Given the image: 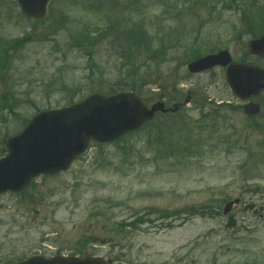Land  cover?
<instances>
[{
	"label": "rangeland",
	"instance_id": "rangeland-1",
	"mask_svg": "<svg viewBox=\"0 0 264 264\" xmlns=\"http://www.w3.org/2000/svg\"><path fill=\"white\" fill-rule=\"evenodd\" d=\"M52 7L48 17L31 20L13 0H0V48L27 37L0 68V156L6 138L38 110L99 88L119 91L130 70L144 81L148 106L169 87V98L191 101L178 115H157V124L168 118L173 125L163 142L151 139L150 127L93 142L68 170L0 194V264L36 254L124 264H264V216L243 211L250 202L264 206V109L247 116L225 70L187 69L194 56L219 50L264 66L248 55L250 26L264 29V0H55ZM143 21L159 35L147 46L137 33ZM85 26L109 35L90 55L70 38L73 27ZM235 198L242 201L234 208L238 223L227 229L223 207Z\"/></svg>",
	"mask_w": 264,
	"mask_h": 264
},
{
	"label": "water",
	"instance_id": "water-1",
	"mask_svg": "<svg viewBox=\"0 0 264 264\" xmlns=\"http://www.w3.org/2000/svg\"><path fill=\"white\" fill-rule=\"evenodd\" d=\"M23 12L35 18L46 15L49 0H18ZM252 53L264 56V35L249 43ZM228 51L202 57L189 64L193 73L205 71L216 65L227 66L225 77L230 89L241 99L264 90V70L256 65L231 63ZM178 109L167 108L158 101L150 108L135 92H121L112 96L94 93L85 100L60 109L40 111L33 116L26 128L6 141L8 154L0 159V194L8 190H23L39 174H53L67 170L72 161L84 152L92 139L109 142L131 130L140 128L156 112ZM245 111L259 113L258 104H248ZM239 199L229 201L224 214L231 212ZM254 204L245 210L253 209ZM262 209V208H260ZM257 212V210H255ZM236 225L234 215L229 217L228 228ZM18 264H109L104 258L31 256ZM121 264V263H120Z\"/></svg>",
	"mask_w": 264,
	"mask_h": 264
},
{
	"label": "trees",
	"instance_id": "trees-1",
	"mask_svg": "<svg viewBox=\"0 0 264 264\" xmlns=\"http://www.w3.org/2000/svg\"><path fill=\"white\" fill-rule=\"evenodd\" d=\"M13 3L15 4L16 2L13 1ZM113 17L110 16L108 18L107 21L112 20ZM145 22H138L137 25L139 26V29L137 30V33H142L140 40L143 43V46H147L149 43V39L150 36L153 39V41L155 40V37L157 38L159 35L155 33L152 34L150 31L148 32L149 29H147L146 25L144 24ZM252 25V24H251ZM85 29H82L80 27H73L72 31H71V40L73 41L75 47H77L79 50L81 51H85L87 54H91V51L88 49H92L97 47V43L99 42L100 39H104L109 37V35H106L104 31H91V28L88 30L87 26L84 27ZM78 29V30H75ZM70 30V28H69ZM135 30V28H134ZM262 30L261 27H257V29L255 30L252 26H250V29L248 31V34H250L252 37H256L258 36V31ZM90 31V32H89ZM30 33H27L26 35H29ZM128 35V34H127ZM157 40V39H156ZM27 41V37H22V38H18L16 40H12V41H8L7 43L5 42L3 44V46H1L0 48V68L1 69H5L9 64H10V48L11 47H15L16 45H24ZM136 41H138L136 39ZM141 43L138 41V44ZM145 53V50L143 51ZM151 58V57H150ZM133 70H130V72L128 74H125V79L124 81L120 82V84H118V90H134L136 92H138L140 95L141 93V88L143 87V83L144 81L139 80L136 78V71L134 70L133 72H131ZM120 88V89H119ZM172 89L175 88H165L162 90L160 96L158 98H167L168 102L171 101H178L180 100V98L178 96H175L173 98H169V92L172 91ZM92 92H94L95 90H91ZM96 91H102L100 88L97 89ZM169 93V94H167ZM74 100H70L68 104L73 103ZM168 123V121H167ZM167 123H162V125L157 124L156 121L150 122L148 124V127H150L151 129L149 130L148 134H150L151 139L155 140L157 142H163V140H165V134H164V130L168 129L170 127V125H167ZM164 124V125H163ZM172 132L171 127L168 130V133ZM152 133V134H151ZM131 134V133H129ZM167 134V133H166ZM170 135V134H169ZM167 139V138H166ZM193 214L194 212L191 211ZM170 214V213H164L162 218L165 217H170V215H174ZM173 224H168L167 227H172Z\"/></svg>",
	"mask_w": 264,
	"mask_h": 264
}]
</instances>
